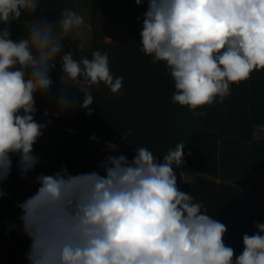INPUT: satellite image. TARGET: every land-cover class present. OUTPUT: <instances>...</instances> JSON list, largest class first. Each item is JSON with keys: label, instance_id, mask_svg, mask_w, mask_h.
Returning <instances> with one entry per match:
<instances>
[{"label": "clouds", "instance_id": "1", "mask_svg": "<svg viewBox=\"0 0 264 264\" xmlns=\"http://www.w3.org/2000/svg\"><path fill=\"white\" fill-rule=\"evenodd\" d=\"M39 4L0 0V185L11 174L12 156L18 157L22 179L41 163L34 145L52 121L34 119L36 96L51 89L57 59L65 89L56 97L51 114L56 118L77 103L66 80L83 93L79 108L89 116L92 86L103 83L119 95L124 82L114 76L106 52L80 60L71 51L60 55L63 43L53 22L33 20L27 36L13 40L8 26L22 13L33 15ZM84 23L70 9L58 21L65 36ZM140 44L153 64L165 63L174 81L172 103L204 116L196 110L222 103L231 85L264 70V0H147ZM128 135L130 130L123 133L125 142ZM184 149L177 143L162 162L147 147L135 149L131 160L106 155L99 164L103 175L71 174L66 166L38 174L36 192L16 204L22 234L30 241L28 264H264V223L254 222L257 231L243 234V251L236 255L224 242L226 225L180 190L174 169L183 166ZM186 176L180 172L181 183ZM5 195L0 187V198Z\"/></svg>", "mask_w": 264, "mask_h": 264}, {"label": "trees", "instance_id": "2", "mask_svg": "<svg viewBox=\"0 0 264 264\" xmlns=\"http://www.w3.org/2000/svg\"><path fill=\"white\" fill-rule=\"evenodd\" d=\"M66 7L67 0H40L33 15L22 13L11 22L8 26L11 38L26 37L33 20L45 24L58 22ZM146 8L147 0L140 6L135 0H92V46L86 51L74 42L73 58L91 59L96 50L106 52L114 76L124 78L121 93L112 94L103 83L92 86L93 111L89 116L79 108L83 93L66 82L71 87L68 91L78 98L77 103L56 118L51 114L57 111L58 93L65 89L61 81L45 95L36 96L38 111L34 119L43 122L51 119L44 131L52 132L54 128L75 131L131 151L147 147L161 160L170 148L184 143L182 167L202 172L211 179L199 177L191 185L179 188L190 193L196 202H203L202 211L226 225L224 242L239 255L244 247L243 234L257 231L254 222L264 223V136L259 139L253 136L255 126H264V70L254 71L248 81L231 85L230 95L222 103L196 110L206 115H194L187 106L172 103L174 81L165 63L153 64L152 58L139 50ZM61 74L58 63L50 76ZM46 110L48 117L44 115ZM129 130L125 142L123 133ZM80 143L76 140L66 147L70 159L78 156ZM12 160L18 163V157L12 156ZM29 245L22 232L0 226V256L5 248L15 254L28 251ZM19 263L23 264V259ZM0 264L16 262L10 257L7 263L0 261Z\"/></svg>", "mask_w": 264, "mask_h": 264}, {"label": "rangeland", "instance_id": "3", "mask_svg": "<svg viewBox=\"0 0 264 264\" xmlns=\"http://www.w3.org/2000/svg\"><path fill=\"white\" fill-rule=\"evenodd\" d=\"M70 9L77 12L84 17L85 23L79 29H73L65 36L59 27L58 22L52 23V30L57 39L62 40L64 51L60 54L63 55L68 51H71L74 55L75 49L74 42L78 43L79 48L89 51L92 46L93 33H92V0H67L66 10ZM80 60V59H77ZM56 66L60 63L59 59L56 60ZM51 78L53 85L61 82V77ZM67 83L72 84L71 81ZM51 87V88H52ZM36 120V119H35ZM40 123H46L40 120H36ZM264 134V126H255L253 136L255 139H259ZM76 140H80L81 143L78 147V156L70 159L65 153L66 147ZM34 152L41 158V163L30 172L26 178H21L18 163H13L12 171L9 178L0 187L7 193L4 197L0 198V207H16L18 202L25 200V195L28 197L36 192L37 184L35 177L40 174H54L61 166H66L71 174H78L83 172L97 171L101 175L104 174L103 170L99 168V164L104 160L106 155H120L123 154L131 160L135 152L124 149L120 146L110 144L99 139L93 140L92 137L84 136L75 131L62 130L54 128L52 132L44 131L43 136L34 145ZM160 162L163 160L158 159ZM178 177V187L191 185L196 178H209L208 175L186 169L178 168L174 169ZM180 172L187 173V183L180 182ZM20 210H7L0 208V226L4 227L8 231H21V222L19 216ZM15 227H12V224ZM6 245V244H5ZM26 251L11 253L5 248L0 261L7 263L10 257H14L16 264L23 259V264H28L26 259Z\"/></svg>", "mask_w": 264, "mask_h": 264}, {"label": "crops", "instance_id": "4", "mask_svg": "<svg viewBox=\"0 0 264 264\" xmlns=\"http://www.w3.org/2000/svg\"><path fill=\"white\" fill-rule=\"evenodd\" d=\"M263 136H264V134H263ZM216 181H217V182H220V180H219V179H216Z\"/></svg>", "mask_w": 264, "mask_h": 264}]
</instances>
